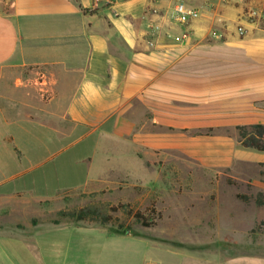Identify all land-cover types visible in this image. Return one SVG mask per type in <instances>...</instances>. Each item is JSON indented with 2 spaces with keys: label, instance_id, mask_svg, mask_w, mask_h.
Here are the masks:
<instances>
[{
  "label": "crops",
  "instance_id": "crops-1",
  "mask_svg": "<svg viewBox=\"0 0 264 264\" xmlns=\"http://www.w3.org/2000/svg\"><path fill=\"white\" fill-rule=\"evenodd\" d=\"M185 3L197 18L179 21L175 0H0V67L29 69L20 88L35 87L37 96V106L0 96V126L28 124L20 131L37 152L87 143L104 150L107 164L96 179L116 166L122 144L181 153L208 169L264 172V151L243 147L237 129L264 125V24L245 20L248 7L264 9V0ZM22 106L31 114H21ZM19 201L0 191V264H27L28 251L40 252L38 237L54 229L107 233L29 217L22 223L34 211ZM124 237L133 236L105 238ZM136 240L130 244L152 247Z\"/></svg>",
  "mask_w": 264,
  "mask_h": 264
},
{
  "label": "rangeland",
  "instance_id": "rangeland-1",
  "mask_svg": "<svg viewBox=\"0 0 264 264\" xmlns=\"http://www.w3.org/2000/svg\"><path fill=\"white\" fill-rule=\"evenodd\" d=\"M29 76V69L0 67V96L27 99L37 106L35 87L20 88ZM21 114L30 115V109L22 106ZM27 125L0 126V191L19 195L18 206L28 208V214L34 211L32 216L22 215V223L29 217L34 223L58 221L107 232L54 229L41 234L40 252L28 251L27 264H60V255L66 254L70 260L79 257V264H264V205L255 203L257 195L264 194V172L258 167L208 169L181 153L154 155L122 144L115 146L116 166L96 179L107 164L104 150L87 143L61 153L58 150L66 145L37 152L20 131ZM9 132L21 142L15 137V143L10 137L4 141ZM90 156L93 164L87 160ZM86 207L101 209L111 220L70 217ZM138 212L148 226L135 218ZM127 231L133 237L105 238ZM136 238L152 247L130 244ZM59 241L70 245L57 249L53 245Z\"/></svg>",
  "mask_w": 264,
  "mask_h": 264
},
{
  "label": "trees",
  "instance_id": "trees-1",
  "mask_svg": "<svg viewBox=\"0 0 264 264\" xmlns=\"http://www.w3.org/2000/svg\"><path fill=\"white\" fill-rule=\"evenodd\" d=\"M238 133H239V141L241 145L245 148H254L257 150L264 151V125H254L250 127H238ZM245 202H249V198L247 196H241ZM255 203L257 206H263L264 205V194L259 193L257 197L255 198ZM117 210L116 208H113V211ZM70 215V214H69ZM71 218H74L77 221H84L87 220V218H100L103 222H109L111 218L109 216L102 215L101 209L99 208H83L79 211V213L76 215L75 213H72L70 215ZM135 218L139 221H141L144 226H148L149 223L145 221V218L141 213H136ZM55 224H58V222H55Z\"/></svg>",
  "mask_w": 264,
  "mask_h": 264
},
{
  "label": "built area",
  "instance_id": "built-area-1",
  "mask_svg": "<svg viewBox=\"0 0 264 264\" xmlns=\"http://www.w3.org/2000/svg\"><path fill=\"white\" fill-rule=\"evenodd\" d=\"M95 1L98 2L100 0H95ZM175 12L178 16V20L181 22H183V19L185 17L195 19L198 16V12L196 10L187 7L185 0H175ZM245 20L249 24H254V25H260L264 23V9L257 8L255 6L248 7L245 14ZM238 32L241 35L245 34V29L243 28V26H240L238 28Z\"/></svg>",
  "mask_w": 264,
  "mask_h": 264
},
{
  "label": "water",
  "instance_id": "water-1",
  "mask_svg": "<svg viewBox=\"0 0 264 264\" xmlns=\"http://www.w3.org/2000/svg\"><path fill=\"white\" fill-rule=\"evenodd\" d=\"M126 234H127V235H131V232H130V231H127Z\"/></svg>",
  "mask_w": 264,
  "mask_h": 264
}]
</instances>
